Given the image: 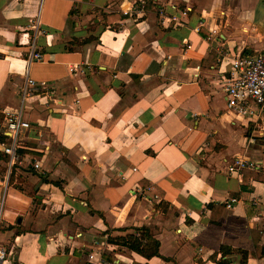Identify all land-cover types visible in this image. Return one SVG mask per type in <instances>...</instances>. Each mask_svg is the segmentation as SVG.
Returning <instances> with one entry per match:
<instances>
[{
	"label": "crops",
	"instance_id": "1",
	"mask_svg": "<svg viewBox=\"0 0 264 264\" xmlns=\"http://www.w3.org/2000/svg\"><path fill=\"white\" fill-rule=\"evenodd\" d=\"M244 51H264V0H0V142L27 75L55 93L26 101L10 172L0 151L7 264H264L239 253L264 247V116L230 112L222 78ZM142 227L158 257L109 242Z\"/></svg>",
	"mask_w": 264,
	"mask_h": 264
},
{
	"label": "built area",
	"instance_id": "2",
	"mask_svg": "<svg viewBox=\"0 0 264 264\" xmlns=\"http://www.w3.org/2000/svg\"><path fill=\"white\" fill-rule=\"evenodd\" d=\"M163 14V12H161ZM184 15L186 12L184 11ZM163 23H168L181 27V20L178 17H167ZM34 32L29 43V52L26 55L27 65L43 62L44 55L37 49L38 37L46 32L40 27V20L36 18L31 24ZM219 34L218 26L211 29L213 37ZM209 40H212L209 38ZM29 74V73H28ZM224 83V93L228 110L236 116L243 118L252 127L260 128L264 116V51L247 52L237 56L231 62L230 69H225L222 75ZM40 93L53 97L54 91L46 87L45 83L38 84L27 75L21 91L20 107L16 111L4 112V127L7 141L0 142V151L8 156V171L20 161L19 146L21 137L31 129V123L24 116L26 101ZM38 169L39 165H35ZM259 166L246 159L237 158L229 168L232 173H239L245 169L256 170ZM236 200L227 204L230 209ZM11 254L0 247V264H7ZM89 260L93 264H107L101 255L96 253L89 255Z\"/></svg>",
	"mask_w": 264,
	"mask_h": 264
},
{
	"label": "trees",
	"instance_id": "3",
	"mask_svg": "<svg viewBox=\"0 0 264 264\" xmlns=\"http://www.w3.org/2000/svg\"><path fill=\"white\" fill-rule=\"evenodd\" d=\"M85 42H87V40L83 41V43H81L80 41L76 43H78V46H81V44H84ZM70 50H73V48H70ZM244 53H247V51H244ZM244 172L245 171H243V173ZM254 177L260 178L258 174L255 175ZM109 242L110 244H114L122 248H126L132 252L138 253L147 259H151L153 257L159 256L160 244L158 241H156L155 239L151 237L150 231L147 227L136 228L134 230V233L128 234L122 237H111L110 236ZM228 252L232 253V250L229 249ZM239 253L242 254L244 259H247L249 256H252L253 258H260L264 256V247L259 248V246H256V250L254 252L249 253L246 251H240ZM103 258L107 262H110V263L113 262V258H111V256L107 254H104Z\"/></svg>",
	"mask_w": 264,
	"mask_h": 264
},
{
	"label": "rangeland",
	"instance_id": "4",
	"mask_svg": "<svg viewBox=\"0 0 264 264\" xmlns=\"http://www.w3.org/2000/svg\"><path fill=\"white\" fill-rule=\"evenodd\" d=\"M258 52H260V51H258ZM252 128L255 129V130H257V131L259 130V128L255 127V126L252 127ZM263 140H264V138H263Z\"/></svg>",
	"mask_w": 264,
	"mask_h": 264
},
{
	"label": "water",
	"instance_id": "5",
	"mask_svg": "<svg viewBox=\"0 0 264 264\" xmlns=\"http://www.w3.org/2000/svg\"><path fill=\"white\" fill-rule=\"evenodd\" d=\"M36 191H38V189Z\"/></svg>",
	"mask_w": 264,
	"mask_h": 264
}]
</instances>
